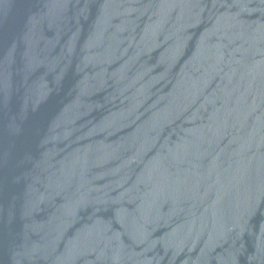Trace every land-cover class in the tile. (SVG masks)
Instances as JSON below:
<instances>
[{"label": "water", "instance_id": "1", "mask_svg": "<svg viewBox=\"0 0 264 264\" xmlns=\"http://www.w3.org/2000/svg\"><path fill=\"white\" fill-rule=\"evenodd\" d=\"M0 264H264V0H0Z\"/></svg>", "mask_w": 264, "mask_h": 264}]
</instances>
